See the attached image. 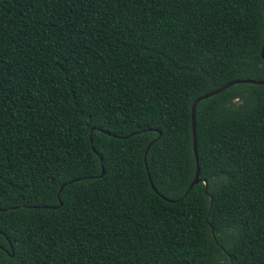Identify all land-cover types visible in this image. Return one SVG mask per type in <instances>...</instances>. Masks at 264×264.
Segmentation results:
<instances>
[{"label": "trees", "instance_id": "obj_1", "mask_svg": "<svg viewBox=\"0 0 264 264\" xmlns=\"http://www.w3.org/2000/svg\"><path fill=\"white\" fill-rule=\"evenodd\" d=\"M261 4L0 0V264H264Z\"/></svg>", "mask_w": 264, "mask_h": 264}, {"label": "water", "instance_id": "obj_2", "mask_svg": "<svg viewBox=\"0 0 264 264\" xmlns=\"http://www.w3.org/2000/svg\"><path fill=\"white\" fill-rule=\"evenodd\" d=\"M261 9H262V16H263V33H262V40H261L260 57L264 61V0H262ZM239 83L252 84V85H264V80H257V79L237 80L236 79V80L228 81V82L222 84L221 86L214 88V89L198 96L197 98L194 99V101L190 105L191 150H192V154L194 157L195 166H194L193 176H192V179H191L188 187H190V186H192L198 182H201L204 185L205 193H207V190H206L207 182L204 179L199 178V170H198V164H197L196 138H195V129H194V126H195L194 111H195L196 104L203 99H207L209 97H212V96L220 93L221 91L225 90L226 88H228L232 85H235V84H239ZM153 140H155V139H153ZM153 140L148 143L147 147L153 142ZM101 173H102V170H101ZM147 178H148V181H149L151 188H153L148 175H147ZM61 187H62V185H60L59 189H61ZM57 201H58V204L55 206V208H57L60 205V201L58 199V196H57ZM211 235L214 239L212 232H211ZM8 247L10 248V244H8ZM8 255L11 256V253Z\"/></svg>", "mask_w": 264, "mask_h": 264}]
</instances>
